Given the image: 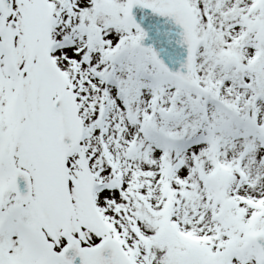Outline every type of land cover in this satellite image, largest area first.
I'll return each instance as SVG.
<instances>
[{"label": "snow or ice", "instance_id": "6c2138e0", "mask_svg": "<svg viewBox=\"0 0 264 264\" xmlns=\"http://www.w3.org/2000/svg\"><path fill=\"white\" fill-rule=\"evenodd\" d=\"M0 264H264V0H0Z\"/></svg>", "mask_w": 264, "mask_h": 264}]
</instances>
